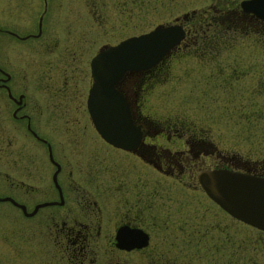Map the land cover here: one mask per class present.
Segmentation results:
<instances>
[{
	"label": "flooded vegetation",
	"instance_id": "flooded-vegetation-1",
	"mask_svg": "<svg viewBox=\"0 0 264 264\" xmlns=\"http://www.w3.org/2000/svg\"><path fill=\"white\" fill-rule=\"evenodd\" d=\"M110 1L0 0V264H264V231L234 247L213 206L228 214L196 179L204 167L231 168L233 157L216 159L213 141L152 113L167 67L191 48L212 63L198 75L209 89L248 87L253 73L237 65L245 64L237 51L262 54V2L257 14L241 6L248 0H205L136 33L135 0ZM157 24L183 34L152 66L113 85L135 130L133 147L122 148L89 115L90 61ZM237 169L264 175L249 162Z\"/></svg>",
	"mask_w": 264,
	"mask_h": 264
},
{
	"label": "rangeland",
	"instance_id": "rangeland-1",
	"mask_svg": "<svg viewBox=\"0 0 264 264\" xmlns=\"http://www.w3.org/2000/svg\"><path fill=\"white\" fill-rule=\"evenodd\" d=\"M204 1L135 0L136 4L132 6L131 11L135 20V32L145 31L157 22L170 19L183 10L202 5ZM105 5L107 7V3ZM221 46L220 51H218L220 47L216 48L218 51L216 58L220 61L218 65L223 67L226 53L223 44ZM237 52L245 58L243 59L245 64L237 65L241 66L243 71L253 73V77L246 82L247 88L239 91H226L212 84V88L209 89L208 86L211 87L212 82L208 80L206 85L203 80H198V75L207 71L212 63H204L208 59L196 58L193 54L197 55L198 52L195 48H191L188 54L175 57L167 67L168 80L155 90L157 94L152 100V113L154 118L159 119L169 115L170 119L176 123L181 122L190 131L193 130L206 136L215 144L216 159L220 160L222 155L233 157L231 163L227 162V166L230 165L231 168L237 169L244 162H249L264 171V49H262V54L251 51ZM257 71H261V74L257 75ZM205 87L207 89L203 90L202 88ZM197 159L200 160V157ZM187 195L188 193H185V199ZM195 195L202 200L201 205L208 206L207 198L203 193ZM213 207L217 230L224 225L229 226L234 234V247H241L243 238L256 237L250 234L256 232V228L224 214L215 205ZM201 215L207 223L208 212L201 211ZM203 225L205 224L202 223V227ZM250 241L254 242V240ZM261 243H264V240ZM238 244L241 246H237Z\"/></svg>",
	"mask_w": 264,
	"mask_h": 264
},
{
	"label": "water",
	"instance_id": "water-1",
	"mask_svg": "<svg viewBox=\"0 0 264 264\" xmlns=\"http://www.w3.org/2000/svg\"><path fill=\"white\" fill-rule=\"evenodd\" d=\"M261 2L264 9V0L240 4L257 13ZM258 15L264 18V12ZM182 34L177 24H157L146 32L100 48L91 58L93 83L87 99L88 111L95 128L108 142L126 149L135 144L130 141L135 130L129 112L113 85L125 71L152 66L178 43ZM196 179L204 193L231 217L264 231V175L218 166L199 170Z\"/></svg>",
	"mask_w": 264,
	"mask_h": 264
}]
</instances>
